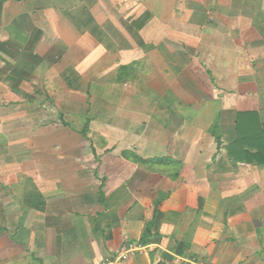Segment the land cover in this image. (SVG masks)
Here are the masks:
<instances>
[{"label":"crops","instance_id":"obj_1","mask_svg":"<svg viewBox=\"0 0 264 264\" xmlns=\"http://www.w3.org/2000/svg\"><path fill=\"white\" fill-rule=\"evenodd\" d=\"M0 264H264V0H0Z\"/></svg>","mask_w":264,"mask_h":264},{"label":"built area","instance_id":"obj_2","mask_svg":"<svg viewBox=\"0 0 264 264\" xmlns=\"http://www.w3.org/2000/svg\"><path fill=\"white\" fill-rule=\"evenodd\" d=\"M143 249L144 246L140 243L125 247L124 250L119 254L118 260L127 259L130 256L135 255L137 252H141Z\"/></svg>","mask_w":264,"mask_h":264},{"label":"rangeland","instance_id":"obj_3","mask_svg":"<svg viewBox=\"0 0 264 264\" xmlns=\"http://www.w3.org/2000/svg\"><path fill=\"white\" fill-rule=\"evenodd\" d=\"M43 99L44 98V94L43 93H40V99ZM60 105H55L54 107H42L40 106V115H46V116H54V115H57L56 114V111L58 110V107Z\"/></svg>","mask_w":264,"mask_h":264},{"label":"trees","instance_id":"obj_4","mask_svg":"<svg viewBox=\"0 0 264 264\" xmlns=\"http://www.w3.org/2000/svg\"><path fill=\"white\" fill-rule=\"evenodd\" d=\"M237 145V144H236ZM230 152V151H229ZM231 153V152H230ZM152 224L150 223L145 231L144 236L142 237V240H145V238L148 236V234L151 232Z\"/></svg>","mask_w":264,"mask_h":264}]
</instances>
